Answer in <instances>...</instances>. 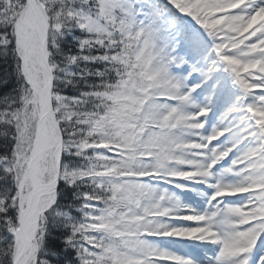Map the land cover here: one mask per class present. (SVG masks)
I'll use <instances>...</instances> for the list:
<instances>
[{
  "label": "trees",
  "instance_id": "16d2710c",
  "mask_svg": "<svg viewBox=\"0 0 264 264\" xmlns=\"http://www.w3.org/2000/svg\"><path fill=\"white\" fill-rule=\"evenodd\" d=\"M100 1L41 0L62 149L58 184L40 198L32 248L20 264H136L144 258L141 239L148 227L138 206L152 183L142 176L160 171V156L149 150L169 146L154 111L164 72L156 73L153 55L139 67V54L114 21L103 19ZM30 5L0 0V264H13L30 190L20 184L29 183L39 94L19 42ZM49 134L39 165L42 182L54 176L59 152L51 123Z\"/></svg>",
  "mask_w": 264,
  "mask_h": 264
},
{
  "label": "rangeland",
  "instance_id": "374dc122",
  "mask_svg": "<svg viewBox=\"0 0 264 264\" xmlns=\"http://www.w3.org/2000/svg\"><path fill=\"white\" fill-rule=\"evenodd\" d=\"M167 1L169 5L163 0L100 1L103 19L114 21L118 31L131 41L133 53L139 54V67L145 65L144 57L153 55L158 58L156 73L164 72L157 81L161 88L154 99V111L172 155L161 146L149 153L160 156L161 164L155 168L163 175L174 172L172 167L166 168L162 158L176 161L173 169L179 177L169 178L172 185L155 182L144 190L140 209L154 213L143 219L145 225L156 230L164 224V233L141 239L144 257L159 256L146 259L144 264H263L262 147L256 136L251 140L247 135L248 131L255 135L256 122L243 121L245 116L235 106L252 97L256 105L249 106L258 112L260 107L264 110L259 98H264V0ZM29 2L19 42L26 54V69L34 79L32 85L41 97L46 81L40 56L43 3ZM187 15L194 18L189 20ZM194 22L208 28V40L201 37L202 28ZM174 59L178 75H184L185 80L169 69ZM219 61L235 72L242 89L226 82L225 74L214 72L212 66ZM258 121L261 124L264 119ZM153 174L163 179L160 173ZM25 178L27 182V168ZM30 185V181L20 184L22 191ZM38 202L27 216L30 235L40 210ZM209 246L217 248L214 259L208 258Z\"/></svg>",
  "mask_w": 264,
  "mask_h": 264
},
{
  "label": "water",
  "instance_id": "95a60500",
  "mask_svg": "<svg viewBox=\"0 0 264 264\" xmlns=\"http://www.w3.org/2000/svg\"><path fill=\"white\" fill-rule=\"evenodd\" d=\"M40 4V3H39ZM43 13H44V35H43V39L41 42V57L42 60L45 63V66L47 68L48 71V83L45 89V98H46V103H47V111H46V116H49L54 124V127L58 130V127L55 123V119H54V113H53V108H52V102H51V93H52V85H53V74H52V69L48 63V58L46 56V44H47V33H48V16L47 13L44 10V7L42 6V4H40ZM42 115L39 118L37 127H36V133H35V140H34V147H36V143L39 141V139L42 137V133L45 136V128L41 127L42 124ZM46 139L47 136H45V143L42 147H40V149L37 151V153L32 152L30 161H29V165H28V174L30 179L32 180V191L31 194L29 196L28 202L26 204V207L24 208V210L21 213L20 216V221H19V236L21 239V246L20 249L15 257L14 260V264H18L21 256L28 250L29 246H30V241L26 235V231H25V227H24V217L28 212V209L31 207L36 195H37V190L38 188L42 187V189H47V188H51L53 186L56 185L57 181H58V175L56 174V176L53 178L52 181H50L49 183L46 184H40L38 178H37V162L40 158V155L42 154L43 150L45 149L47 143H46ZM58 163V162H57ZM58 166V164H57Z\"/></svg>",
  "mask_w": 264,
  "mask_h": 264
},
{
  "label": "bare ground",
  "instance_id": "6f19581e",
  "mask_svg": "<svg viewBox=\"0 0 264 264\" xmlns=\"http://www.w3.org/2000/svg\"><path fill=\"white\" fill-rule=\"evenodd\" d=\"M237 63L239 62V61H236ZM260 99L262 98V102H264V98L263 97H259ZM258 98V99H259ZM254 103H256V100H254V99H252V106H254V105H256V104H254ZM47 103H46V100H45V102H44V105H43V107H42V110H41V113H42V124L43 125H41V127H44V122H45V118H46V111H47ZM263 117H264V111H263ZM41 141H42V138L41 139H39V141L36 143V148H37V150H36V152L40 149V146H41ZM42 188H38V190H37V195L39 194V193H42L44 190H41ZM31 208V207H30ZM30 208L28 209V210H30Z\"/></svg>",
  "mask_w": 264,
  "mask_h": 264
}]
</instances>
